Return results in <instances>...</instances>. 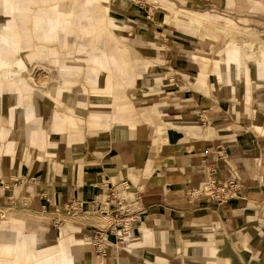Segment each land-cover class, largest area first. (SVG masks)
<instances>
[{
	"label": "crops",
	"instance_id": "1",
	"mask_svg": "<svg viewBox=\"0 0 264 264\" xmlns=\"http://www.w3.org/2000/svg\"><path fill=\"white\" fill-rule=\"evenodd\" d=\"M53 1L59 2L55 7L60 10L74 4ZM184 1L194 3L193 9L180 8L173 16L160 10L157 17L153 12L142 17L128 10L133 32L142 36L134 38L139 44L131 48L147 50L145 60L160 65L158 68L165 72L160 76L165 84L148 90L155 92L148 96L157 97L158 102L142 107L144 120L137 122L133 119L137 113L130 111L119 116L128 127L114 131L105 144L98 141L87 150L85 144L84 148L79 143L68 146L63 133L72 128L70 114L51 117L55 122L49 126V140L43 127L48 121L46 112L36 107L37 111L22 114L23 122H42L37 127L43 130H39L35 142L37 154H51L54 162L43 170H33L22 166L9 152L0 154V182L1 178L8 182L6 190L0 186V198L8 200L17 211L7 225L3 223L14 230L0 229L4 241L0 242V264H264V52L260 54V65L256 61L251 70L231 44L233 52H229L228 60H214L221 65V69H215L210 67L213 61L207 62L210 57L205 56L204 61L197 52L210 47L192 41L197 53L188 58L186 65L196 78L188 83L182 74L171 73V66L176 70L183 62L178 56L186 45L182 32L195 33V24L200 27L203 21L228 34L240 33L264 41V0ZM35 2L17 0L13 5L9 0H0L2 25L12 29L13 17L26 18L27 11L36 7L34 23L39 25L46 19L44 39L51 40L59 21L47 14L46 0ZM113 5L126 8L116 0ZM175 34L181 39L173 37ZM0 38L2 43L11 44L2 35ZM23 44L9 46L20 54L21 49L30 48L29 42ZM16 59L14 68L26 65L22 57ZM11 63L0 57V69ZM148 70L153 77L159 75L155 67ZM13 71L10 66L3 73L20 80L21 73ZM98 79L95 75L90 81ZM250 81L251 89L242 87ZM25 88L17 85L20 91ZM66 88L68 84L61 86L57 102L52 97L50 101L61 105ZM104 90L111 91L115 102L124 97L112 77L109 84L105 81ZM100 125L101 120H97V127ZM18 133L15 136L13 131H0L2 137L12 139L19 138ZM68 140L71 142L69 135ZM30 143L34 144L33 140ZM46 147L53 149L45 151ZM209 169H213L212 177L222 182H238V194L224 202L194 196L193 190L205 185ZM121 181L129 186L127 202L136 217L131 234L123 245L107 235L113 242L107 254L98 255L92 247L90 255L84 249V240L92 244L95 231L106 227L110 220L95 207L96 199L106 198L110 185ZM70 200L81 203L84 211L73 215L63 212V204ZM34 224H56L59 234L52 235ZM17 227L25 232H18ZM62 229L72 240H83L71 245L77 246L76 251L69 250L68 241L61 240L71 239L62 236ZM31 241L34 249H28Z\"/></svg>",
	"mask_w": 264,
	"mask_h": 264
},
{
	"label": "rangeland",
	"instance_id": "2",
	"mask_svg": "<svg viewBox=\"0 0 264 264\" xmlns=\"http://www.w3.org/2000/svg\"><path fill=\"white\" fill-rule=\"evenodd\" d=\"M9 1L13 5L17 2V0ZM44 1L36 0L35 4L44 3ZM114 1L65 0L64 3L73 2L74 4L71 5L72 7L68 5L69 7L60 10V8L55 7L59 2L46 0L47 14L59 21V25L55 28L53 34L54 37L51 40L44 39V30L47 27L46 19L39 25L34 23L33 18L37 12L36 7L27 11L28 16H24L26 18L13 17L15 26L12 29H6L2 25L4 20L0 17V35L11 43H2L3 41L0 38V45L5 44V47L0 46V57L7 63L14 62L10 65L8 64L6 68L0 69V131L4 130L8 134L13 131L15 136L19 132L17 136L19 138L14 139L8 136L2 137L0 134V143L2 142L1 155L9 152L22 162V166H29L33 170H43L47 164L54 162L51 154L46 152L40 155L37 154L39 148L35 142H38L39 130L40 132L43 131L37 129V127L42 122L35 120L23 122L21 116L26 110L37 111L36 107H39L47 113L48 121L43 123L47 140H49L50 136L49 126L55 122L51 117L54 114L62 116L70 114L69 124L72 128H67L63 133L70 144L68 146L72 147L74 144L79 143L78 145L83 147L85 144L88 150L93 148L98 141L105 144L107 139H109L108 136L114 131H122L128 127L127 124L120 122L119 116L130 111L138 115L133 118L134 120L137 122L142 121L144 120L141 116L142 107L158 102L157 97L148 96L155 92L148 90H155L161 87V84H165L160 78L165 72L163 69L158 68L160 65L158 66L156 63L145 60L147 54H144V52L147 53V50L139 49L137 51L131 48L132 44L137 42L134 38L139 37L140 39L142 36L133 32V23L130 21L131 17H129L128 10L142 17L147 16L148 12L150 14L153 12L154 17H157V13L160 10H166L170 16H173L180 12V8L193 9L194 3L184 0H116L126 5V8H120L113 5ZM14 12L20 13L18 8H14ZM187 19H189L190 23L192 22L190 18ZM195 26L193 29L195 33L182 32V39L184 38L186 45L183 50H180L182 53L178 52V56H182L183 62L178 65L176 70L171 66V73L178 72L179 75L182 74L184 76L188 83L193 82L196 76L191 74L194 71L188 70L186 64L188 63V58L197 52L202 55L201 58L204 61L206 59L205 56L210 57L207 61L208 64L213 61V65H210V67L221 69V65H218L219 62L214 60L223 58L228 60L229 52H233L230 50L231 44L236 47L239 54L243 55L244 64L251 67V70L256 61L260 65V54L262 55L261 52H264L263 40L248 38L240 33L228 34L225 29H218L214 24L207 21L200 23V27H197V24ZM177 34L172 36L181 39ZM143 40L146 41L147 38L145 37ZM26 41L29 42L30 48L21 49L22 52L20 54L18 50L9 46L15 43H19L22 46L24 45L23 42ZM192 41L201 42L210 48L196 52L195 48H193L196 44L192 43ZM16 56L22 57L24 64L26 63L27 66L22 65L20 68H14L18 60ZM126 57L128 65L125 64ZM174 62L175 60L173 64ZM258 65L255 66L256 69ZM10 66L17 74L21 73L22 77H20V80L15 79V81L14 79L12 80V77L7 78L6 74L3 73L5 70H10ZM150 67L158 69L159 78L151 75L148 70ZM30 68L31 70H29ZM95 75L99 79L90 81V78ZM262 75L264 76V74ZM111 77L115 85L122 88V94L125 97H118L116 102L111 97V91L104 90L105 81L109 84ZM179 77L182 78L181 76ZM259 79L263 78L260 77ZM67 84L69 88L64 89L63 92L66 95V99L61 100V105L52 103L50 98L52 97L53 101L57 102L61 86ZM17 85L21 89H24L25 86L27 87L25 90L20 91L17 89ZM242 87L251 89V81ZM95 105L101 107V109L98 107L94 108ZM73 115L76 117H73ZM97 120H101V125L98 127ZM130 124L133 123L130 122ZM16 127L20 130L14 129ZM15 130L17 131L14 133ZM21 133L22 135L20 136ZM68 135L71 138V142L68 140ZM100 137H102L101 140L103 141L99 140ZM61 139L66 141L65 138L61 137ZM32 140L34 144L30 143ZM52 149L46 147L45 151H52ZM7 183L3 182L1 178V189L6 190ZM4 201H1L0 198V229L8 228L14 230L13 226L10 228L6 225L11 217L17 216L14 215L17 211L14 210L15 206L8 200L7 202ZM66 203L63 204L62 210L67 215L80 214L79 212L84 211L81 210V207H79L80 210L72 211L69 206L65 207ZM34 225L45 228L46 232L52 235L59 234L56 224L53 226L52 224ZM16 229L18 232H25L23 228L17 227ZM62 233L65 238H71L65 229L61 230ZM2 235L1 232L0 242H4ZM61 240L68 241L69 250L73 251H76L77 246L71 245L80 242V240L74 241L72 238ZM84 241L86 243L84 246L85 251L92 255L93 246L91 242L87 239ZM31 242L32 244H30ZM31 242H29L30 245L28 244V249H34L33 241ZM146 260L147 258H145ZM146 262L149 263L150 261ZM44 264H46V261Z\"/></svg>",
	"mask_w": 264,
	"mask_h": 264
},
{
	"label": "built area",
	"instance_id": "3",
	"mask_svg": "<svg viewBox=\"0 0 264 264\" xmlns=\"http://www.w3.org/2000/svg\"><path fill=\"white\" fill-rule=\"evenodd\" d=\"M213 169L208 170V179L200 190H193L194 196H208L216 201L224 202L234 198L239 191V183L236 181L222 182L212 177ZM129 186L126 181L120 184H111L109 194L106 198H97L95 207L100 213L110 216V220L106 227L97 229L92 239L94 251L101 256L107 254L108 248L112 241L107 235H112L119 245H123L128 241L131 234L132 225L136 221L133 211L128 205ZM70 207L72 211L80 210L81 203L70 200L65 207ZM79 208V209H78Z\"/></svg>",
	"mask_w": 264,
	"mask_h": 264
},
{
	"label": "bare ground",
	"instance_id": "4",
	"mask_svg": "<svg viewBox=\"0 0 264 264\" xmlns=\"http://www.w3.org/2000/svg\"><path fill=\"white\" fill-rule=\"evenodd\" d=\"M216 37H217V36H216ZM234 69H235V67H234ZM84 258H85V257H84ZM79 259H80V260H82V258H81V257H80ZM147 260H149V261L151 262L150 258H149V259H147Z\"/></svg>",
	"mask_w": 264,
	"mask_h": 264
}]
</instances>
